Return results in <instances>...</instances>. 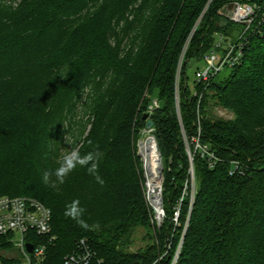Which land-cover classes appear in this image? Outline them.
Here are the masks:
<instances>
[{
	"label": "trees",
	"instance_id": "trees-1",
	"mask_svg": "<svg viewBox=\"0 0 264 264\" xmlns=\"http://www.w3.org/2000/svg\"><path fill=\"white\" fill-rule=\"evenodd\" d=\"M233 2L264 6L0 0V197L35 198L51 209L52 233L39 238L48 246L43 264H66L83 249L94 255L90 264H173L181 243L176 264H264V23L228 74L210 84H191L188 75L220 36L233 42L243 32L219 13ZM211 101L234 119L217 118ZM79 112V150L99 145L105 185L77 169L52 188L42 173L59 166L57 133ZM146 113L163 162L160 227L137 147ZM74 198L99 227L85 231L64 217ZM139 228L150 244L132 252Z\"/></svg>",
	"mask_w": 264,
	"mask_h": 264
},
{
	"label": "built area",
	"instance_id": "built-area-1",
	"mask_svg": "<svg viewBox=\"0 0 264 264\" xmlns=\"http://www.w3.org/2000/svg\"><path fill=\"white\" fill-rule=\"evenodd\" d=\"M263 9L264 6L261 7L257 3L252 5L233 2L230 4V7L224 12L225 18L232 23L242 25L244 30L233 42L227 43L223 36L219 37L217 48L206 55L204 59L205 68L196 72V82L210 84L216 75L225 68L235 67L241 63L250 32H261L260 27L264 23V12L261 14ZM257 22L259 25L256 26ZM154 106H157L156 101ZM153 108V106L150 107L151 111ZM193 141L197 148H201L199 139L195 138ZM206 152V148H204L203 154ZM211 157L214 158V155ZM162 189L163 185L159 190L160 197ZM150 205L154 211L152 202ZM160 209L162 216L164 214L165 217L163 205L160 206ZM154 214L157 226L160 227L163 220L158 218L157 210L154 211ZM51 233L52 211L39 200L30 197H0V264H43L47 257L48 246L44 241H39V238L42 240V238L50 236ZM17 235L19 239H17ZM28 245L33 246L32 253L28 251ZM181 245L182 243L173 264L177 262ZM93 256L88 249H83L67 256L66 264H90Z\"/></svg>",
	"mask_w": 264,
	"mask_h": 264
},
{
	"label": "clouds",
	"instance_id": "clouds-1",
	"mask_svg": "<svg viewBox=\"0 0 264 264\" xmlns=\"http://www.w3.org/2000/svg\"><path fill=\"white\" fill-rule=\"evenodd\" d=\"M104 152L96 145L92 150L81 153L79 147H73L60 158L59 166L43 171L42 180L45 185L56 188L66 182L67 178L77 169H85L96 184L103 187L105 179L100 173L101 163L104 160ZM87 208L79 198L72 199L65 205L64 217L75 222L85 231L99 227L98 224L90 225L86 217Z\"/></svg>",
	"mask_w": 264,
	"mask_h": 264
},
{
	"label": "rangeland",
	"instance_id": "rangeland-1",
	"mask_svg": "<svg viewBox=\"0 0 264 264\" xmlns=\"http://www.w3.org/2000/svg\"><path fill=\"white\" fill-rule=\"evenodd\" d=\"M230 7V4L225 6L219 13L220 15L224 18V12ZM199 23H197L196 27L198 26ZM219 40V39H218ZM224 41H226L227 43H229V39H226V37H224ZM206 63L204 61L198 63L197 65H195L194 67H192L189 70V80L190 83L193 84L195 82V76H196V72L197 71H201L205 68ZM229 70L225 69L218 78L223 77L225 74H228ZM89 92V90H87ZM177 97H179V94H177ZM86 98V97H85ZM86 100V99H84ZM85 102V101H84ZM180 107V105H179ZM208 107H210L211 112L220 119H224V120H233L234 119V114L222 107L216 106L214 104V102H210L208 104ZM25 116V119L28 120V122H32V124L37 122V119H31V113H26V115H22V117ZM81 117L82 114L79 112V114L77 116H75V119H73L72 122H67L65 123V127L63 130H61L60 132L57 133L58 135V147H57V151H58V157L59 159L66 154L68 151H70L73 147H80L81 146V142H79L78 136L80 133V125H81ZM24 118V117H23ZM85 120H87L85 118ZM151 132H146V130H143L141 132L139 141L137 143V147H138V155L139 153L141 154V149H142V144L143 142L149 137L151 136ZM57 137V136H56ZM0 153L2 154V150H0ZM141 161L143 164V169H144V161H143V157L141 156ZM193 163V162H192ZM144 173H145V196H146V200L149 204V206L151 207V198L150 195L148 193V188H147V182H148V177L146 174V170L144 169ZM194 173V171H193ZM164 179L162 180V184L163 185ZM192 193L194 194L195 191V176L192 178ZM157 194V192H156ZM161 220H164V214L163 217L161 218ZM163 223V221H162ZM162 225V224H161ZM146 234L147 231L144 228H139L136 230L135 234H134V244L131 246L130 251L132 252H137V251H142L145 250L146 246L149 243L148 239L146 238ZM17 239H19V236L17 235Z\"/></svg>",
	"mask_w": 264,
	"mask_h": 264
},
{
	"label": "bare ground",
	"instance_id": "bare-ground-1",
	"mask_svg": "<svg viewBox=\"0 0 264 264\" xmlns=\"http://www.w3.org/2000/svg\"><path fill=\"white\" fill-rule=\"evenodd\" d=\"M141 156L143 157L145 170L148 177L147 188L152 205L154 206L155 210H157L158 218H162L163 216L159 204V190L162 184V179L160 176L161 159L159 158V152L157 150V143L155 140L152 138H147L143 142Z\"/></svg>",
	"mask_w": 264,
	"mask_h": 264
},
{
	"label": "water",
	"instance_id": "water-1",
	"mask_svg": "<svg viewBox=\"0 0 264 264\" xmlns=\"http://www.w3.org/2000/svg\"><path fill=\"white\" fill-rule=\"evenodd\" d=\"M179 104H180V101H179V97H177V109H178V113L180 115V107H179ZM153 118H154V115L152 113H146L143 115V119L145 121H147V125H146V132H152L153 130V126H154V123H153ZM152 138L153 140L156 141L155 137L153 135H151L150 137H148V139ZM157 143V141H156ZM157 150L159 152V158L161 159V167H160V176H161V179L163 180L164 179V175H163V162H162V155H161V152H160V149H159V145L157 143ZM187 150L188 152L190 153V148H189V145H187ZM139 157H141V154L139 153ZM191 162H193V158L191 157ZM144 169H145V165H144ZM192 171H194L193 169V165H192ZM146 176V175H145ZM159 204L160 206L163 205V198L162 196L159 198ZM154 211L156 212V210L154 209ZM27 249L30 253H32L33 251V246L32 245H28L27 246Z\"/></svg>",
	"mask_w": 264,
	"mask_h": 264
}]
</instances>
